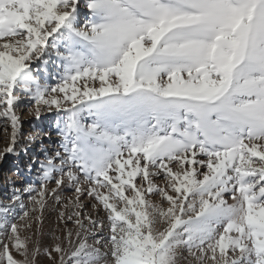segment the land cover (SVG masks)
Segmentation results:
<instances>
[{
  "label": "snow or ice",
  "instance_id": "snow-or-ice-1",
  "mask_svg": "<svg viewBox=\"0 0 264 264\" xmlns=\"http://www.w3.org/2000/svg\"><path fill=\"white\" fill-rule=\"evenodd\" d=\"M24 101L59 147L0 206V264H35L62 187L53 264H264V0H0V159Z\"/></svg>",
  "mask_w": 264,
  "mask_h": 264
},
{
  "label": "rangeland",
  "instance_id": "rangeland-1",
  "mask_svg": "<svg viewBox=\"0 0 264 264\" xmlns=\"http://www.w3.org/2000/svg\"><path fill=\"white\" fill-rule=\"evenodd\" d=\"M38 67H42V65H38ZM52 71L54 72V69ZM18 113L23 121L20 135L21 143L17 145L18 155L9 154L5 158L0 159V206L12 203L11 198L15 189H23L27 184L38 186L40 183L38 166L33 164L31 169H29L30 160H35L36 158L43 160L44 155L42 153L45 148L54 149L59 147V137L52 136V139H48L42 131V129L48 127L50 121L35 120L30 114L27 101L20 105ZM10 135L11 129L8 128L5 131V125L0 121V149L6 146ZM29 137H32V139H29ZM25 148L28 149L27 152L23 151ZM17 169H19V173ZM49 186L54 187L55 185L50 184ZM56 195L59 197V201H57L56 196L49 195L47 197V204L42 213V223L35 222V218L41 216V213L37 210L36 213L32 214L31 230L25 233L31 239L30 248L34 249L37 246L40 248L39 254L35 256V264H53L45 254L44 249L52 244L54 236L62 235V229L74 227L70 222L65 225L59 216L61 211H71L72 205L69 201L75 196L73 189L71 187H62L57 190ZM22 199L28 208L32 207L27 194H24ZM66 204L68 205L67 209L64 207ZM22 211L18 205L13 204L12 210L8 213L9 219H15V222L22 223L18 220ZM89 242L94 243V240L90 239ZM184 256L186 257L187 253H184ZM180 264H192L191 257H187V259L182 257Z\"/></svg>",
  "mask_w": 264,
  "mask_h": 264
},
{
  "label": "bare ground",
  "instance_id": "bare-ground-1",
  "mask_svg": "<svg viewBox=\"0 0 264 264\" xmlns=\"http://www.w3.org/2000/svg\"><path fill=\"white\" fill-rule=\"evenodd\" d=\"M53 137H56V135H53ZM32 148H34V147H32ZM37 149V148H36Z\"/></svg>",
  "mask_w": 264,
  "mask_h": 264
}]
</instances>
